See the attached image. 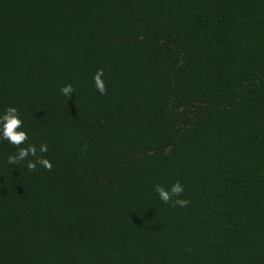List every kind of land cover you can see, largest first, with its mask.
Masks as SVG:
<instances>
[{
    "label": "trees",
    "instance_id": "1",
    "mask_svg": "<svg viewBox=\"0 0 264 264\" xmlns=\"http://www.w3.org/2000/svg\"><path fill=\"white\" fill-rule=\"evenodd\" d=\"M8 107L0 264H264V0H0Z\"/></svg>",
    "mask_w": 264,
    "mask_h": 264
},
{
    "label": "clouds",
    "instance_id": "2",
    "mask_svg": "<svg viewBox=\"0 0 264 264\" xmlns=\"http://www.w3.org/2000/svg\"><path fill=\"white\" fill-rule=\"evenodd\" d=\"M103 75V69L97 70L93 75L94 87L102 95L107 93ZM60 91L65 97L70 98L74 93V88L71 84H66L60 88ZM22 129L23 121L19 116L18 110L15 107L6 108L3 115H0V139L7 140L18 149L15 154L8 156L7 163L15 165L21 161H27L26 167L30 171H35L37 165L51 171L53 167L52 163L46 157L37 156L35 145L29 144L27 147H21L28 140L27 132ZM39 151L46 153L48 151L47 144H41ZM29 156L35 159L29 160ZM154 190L163 203H171L173 207H186L190 203L189 200L180 198L184 192V186L179 181H176L167 189L157 184L154 186Z\"/></svg>",
    "mask_w": 264,
    "mask_h": 264
}]
</instances>
